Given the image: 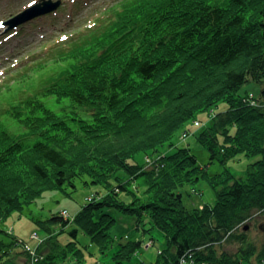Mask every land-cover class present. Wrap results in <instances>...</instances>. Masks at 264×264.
Listing matches in <instances>:
<instances>
[{
  "label": "trees",
  "instance_id": "trees-1",
  "mask_svg": "<svg viewBox=\"0 0 264 264\" xmlns=\"http://www.w3.org/2000/svg\"><path fill=\"white\" fill-rule=\"evenodd\" d=\"M97 1L94 25L57 53L59 65L43 89L6 110L16 132L0 119V221L45 191L76 188L81 179L105 190L74 220L60 214L38 221L74 226V239L51 240L58 245L41 254L43 263L69 257L71 264H93L86 260L93 252L78 240L81 230L102 257L111 254L100 264H136L141 241L116 243L111 231L112 210L120 209L137 215L139 225L147 216L163 230L167 247L149 264H180L188 255L189 264H257L264 243L249 240L242 228L264 215V106L250 105L240 91L256 82L264 97V0ZM50 96L53 107L41 99ZM220 102L227 108L215 109L194 135L224 165L258 157L245 176L227 166L210 174L189 146L162 150ZM156 152L150 167L135 159ZM142 176L144 195L128 184ZM201 179L215 188L216 201L189 209L181 187ZM5 235L11 234L0 227V264H13L8 256L19 239ZM236 242L235 250L227 248Z\"/></svg>",
  "mask_w": 264,
  "mask_h": 264
},
{
  "label": "rangeland",
  "instance_id": "rangeland-1",
  "mask_svg": "<svg viewBox=\"0 0 264 264\" xmlns=\"http://www.w3.org/2000/svg\"><path fill=\"white\" fill-rule=\"evenodd\" d=\"M36 1L40 0H0V119L13 132H16L17 124L6 110L12 104L43 89L50 76L55 72L53 65L58 63L53 64V62L55 63L53 59L57 53L66 51L71 41L78 35L86 33V29L94 25L101 8L97 4L99 3L97 0H62V5L56 11L37 17L16 29L7 30V26H4L3 23ZM100 1V3L106 4L111 0ZM260 89V84L249 82L242 87L240 92L246 95L244 101L250 105L264 106V97L260 96ZM41 99L53 107L54 96ZM225 108H227V103L220 102L219 106L197 116L198 119L190 120L178 130L172 147L165 146L162 147V150L169 153L173 152L177 145L189 146L196 154L199 164L207 167L210 174L218 173L227 166L237 176H245L248 163L258 157L242 155L236 159H229L224 165L218 159H212L210 151L194 135L195 131L203 129L211 122L215 115V109L224 110ZM197 120L200 123H197ZM159 153L161 152H156L154 155L139 153L135 159L143 166L150 167L160 157ZM118 174L129 178V174L124 170H120ZM128 184L138 194L144 195L147 184L143 176L131 179ZM104 190L105 188L100 184H85L83 180L78 179L76 188L47 190L33 203L25 205L22 210L12 211L10 215L0 221L2 231L11 234L10 236L5 235L7 241L11 240V236L19 239V245L11 249L8 263L56 264V258L43 263L44 259L41 254L48 249L56 250L55 247L58 244L56 246L50 244L55 237L58 239L56 243L61 244L74 239L69 232L74 226L71 223L63 230L59 223L46 221L41 222V225L38 221L47 220L54 215H63V211L67 212L65 218L74 220L76 212L81 206L86 201H91L95 197L99 198V192ZM181 191L184 203L189 209L201 208L205 203L216 201L215 188L204 179L193 184L182 185ZM122 194L124 195L125 192ZM127 196L131 197V194ZM127 196L123 197L127 198ZM112 214L116 221H112L111 231L116 238V243L119 238L141 241L142 246L133 258L134 263H152L157 259L158 254L167 247L163 230L151 227L150 219L147 216L142 217L144 223L139 225V218L135 214H129V212L120 209L112 210ZM246 227L247 229L244 227L242 231L246 232L247 230L249 240L256 242L257 245L264 243V215H256ZM34 234L37 236L33 237ZM78 240L85 245L82 246L84 249L87 247L86 251L93 252L91 255L86 254L88 263L100 264L99 261L104 262L110 258L111 254L102 257L97 251V246L91 243L89 235L81 230L78 233ZM239 246L240 244L236 242L227 245V248L235 250ZM68 258L64 262L63 259H58L59 264H71L70 261H67ZM192 262L191 255L180 260V264ZM74 264H78V261ZM257 264H264V258Z\"/></svg>",
  "mask_w": 264,
  "mask_h": 264
},
{
  "label": "water",
  "instance_id": "water-1",
  "mask_svg": "<svg viewBox=\"0 0 264 264\" xmlns=\"http://www.w3.org/2000/svg\"><path fill=\"white\" fill-rule=\"evenodd\" d=\"M62 5V0H40L34 2L31 6L20 11L15 16L10 17L3 24L7 30L16 29L20 25L29 22L37 17L50 14L56 11Z\"/></svg>",
  "mask_w": 264,
  "mask_h": 264
},
{
  "label": "built area",
  "instance_id": "built-area-1",
  "mask_svg": "<svg viewBox=\"0 0 264 264\" xmlns=\"http://www.w3.org/2000/svg\"><path fill=\"white\" fill-rule=\"evenodd\" d=\"M197 123H200V121H197ZM194 124H195V123H194ZM195 125L198 126V124H195ZM65 210L68 211L67 209H65ZM62 211H63V210H62ZM62 211H61V212H62ZM62 213H63V216L65 217V214H66L67 212L63 211ZM35 236H37V234H34V235H33V237H35Z\"/></svg>",
  "mask_w": 264,
  "mask_h": 264
}]
</instances>
